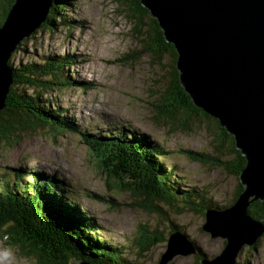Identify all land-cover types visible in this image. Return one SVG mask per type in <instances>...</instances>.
<instances>
[{
	"label": "rangeland",
	"instance_id": "374dc122",
	"mask_svg": "<svg viewBox=\"0 0 264 264\" xmlns=\"http://www.w3.org/2000/svg\"><path fill=\"white\" fill-rule=\"evenodd\" d=\"M67 1L63 0L66 17L64 23L58 19L61 16H58L56 28L43 26L32 32L23 49L14 57L10 54L13 64L20 66L40 63L46 59L48 64L64 65V75H70L71 80L83 82L85 85H62V88L48 90L40 96L46 98V102L52 101L53 107L62 110L81 130L90 128V137L99 134L109 138L112 133L117 135V132H124L126 126L135 131L142 127L150 136L145 138L147 142L151 145L157 143L165 149V158L162 155L158 159L165 161L170 182L177 184L174 189L179 195H175L172 202L178 207L167 205L166 194L158 192L165 199L153 200L151 204L159 205L162 212L145 210L141 204H147L148 199L119 187L115 180H108L81 134L72 131L56 132L48 127L17 130L12 134L11 130L5 132L0 138V182L5 181L3 174L11 180L16 170L22 169L34 173V178L41 181L44 178L38 176V172L55 174L60 180L64 178L71 181V187H67L72 195L69 197L77 201L69 199L68 203L82 212V217L89 212L93 216L91 218H96L98 223L95 222V235L99 234L105 239V249L111 247L112 243L119 247L124 245L125 248H120L129 264H197L199 255L213 259L228 240L220 236L210 237L209 231L202 230L205 214L198 213L196 208L187 207L206 203L233 205L232 200L241 180L233 172L234 162L230 164L235 158L230 157L232 145H222L218 141L221 140L220 130L213 119L201 114L187 117L181 109L175 119L166 117L165 113L173 110L172 102L158 105L163 101L170 84L171 57L153 56L143 49L141 40L145 36L139 35L136 21L127 16L128 12L120 1L69 0L68 4ZM7 3L8 0H0V20ZM70 53L78 60L74 61L71 70L63 63V60L69 58H61ZM17 90L26 95H37V89L19 87ZM34 97L28 98V101ZM40 103L45 106L42 100ZM6 107L5 101L0 109ZM2 122L1 130L4 129ZM181 124H186V129L176 127ZM102 148L105 155L107 152L116 153L119 149L116 142L107 143ZM186 148L229 161V166L227 168L224 165L194 161L179 152ZM129 155L140 156V153L130 151ZM117 162L123 164L122 161ZM171 166H175L172 174ZM176 178L179 179L174 180ZM11 185L17 191L26 183L18 181ZM189 191L192 195L190 203L182 199ZM6 217L12 224H23V233L34 232L28 229L27 224L30 222L21 211L7 210ZM172 222L181 227V230H177L188 238L182 242L184 250L191 245L198 253L175 252L168 259L162 257L168 248ZM140 223L152 230L148 229L150 236L162 234L164 238L154 239L150 248L140 251L136 245L140 240L137 231ZM7 242L0 238V251L9 249L12 253L4 264H36L33 255L28 254L29 250L22 251L13 242ZM254 243L241 244L243 247L236 264H264V235ZM73 260H69V263Z\"/></svg>",
	"mask_w": 264,
	"mask_h": 264
},
{
	"label": "trees",
	"instance_id": "16d2710c",
	"mask_svg": "<svg viewBox=\"0 0 264 264\" xmlns=\"http://www.w3.org/2000/svg\"><path fill=\"white\" fill-rule=\"evenodd\" d=\"M14 1L15 0H8L6 8L3 9L0 25L4 22ZM68 1L66 3H68ZM117 1H120V3L125 6V11L128 12L127 16L136 21V29L139 35L145 36V38L141 40L143 42V49L150 52L153 56L168 55L171 57L170 84L168 91H166V95H164L166 97L163 96V101L158 106L172 102L173 110H169L168 113H165L166 117L170 120L175 119L179 109H181L187 117H191L194 114H201L205 118L213 119L220 130L221 140L218 141L222 142V145H232L230 147V157L233 156V158H235L230 164L234 162L233 172L239 176L242 169L246 166L245 155L237 149L234 136L227 131L225 126H222L221 121L193 103L191 94L186 91L179 79V71L176 67L177 51L175 46L173 43L166 41L164 31L160 27L158 20L152 17L150 10L143 5L141 0ZM63 8V0H53L48 8L49 13L47 18L42 22L40 27L47 26L50 29L56 28V18L61 16V18L58 19H64L62 15ZM144 30H146L145 32L147 35L144 34ZM29 40L30 38L25 36L17 45L11 56L14 57L20 52L24 44ZM12 57H10L8 64L13 69V81L10 85V93L8 91L6 100L7 107L0 111V121H3L1 124L4 127V129H0V138L5 135L7 130H11L12 134L16 133L17 130L25 131L29 128L35 130L48 127V129L61 133L70 131L77 132L85 139L88 149L97 160L99 166L106 173V178L108 180H115L119 187L139 193L148 199L147 204H141L145 210L157 213L162 212L159 205L154 206L151 204L153 200L165 199L162 195L158 194V192L166 194L165 202L168 203L167 205L173 208L178 207L172 202L173 197L179 195L174 189L177 184L170 182V177L166 174L167 170L162 164L158 163V157L164 155L165 149L157 145V143L156 145H151L147 142L145 138L150 137L148 135L135 136L128 131L117 132V135H113L112 133V135L105 140L100 139L97 134L90 137L89 132L81 130L73 121L69 120V117L65 115L62 110L54 109L51 103L46 102V98L43 99L40 96L42 93L45 94L48 90H53L54 88L60 89L62 85L74 84L75 86H79L85 84L81 81H70V75H64L65 72L62 70L64 65H59L58 63L48 64L45 59L44 62L40 63L34 62L15 66ZM64 57L74 59L73 53L66 54L61 58ZM68 61L69 60L66 59L64 63L63 60V63L67 66ZM19 87H28L33 90L37 89V95H35V97L34 95H26V93L17 90ZM32 97L34 98L29 99V102L28 98ZM40 100L45 102V106L41 105ZM28 116L35 117V119H31L32 117L28 119ZM176 127L186 129V124H181ZM100 136L103 137V135ZM112 142H116L119 149L116 153L107 152L106 155L108 156H106L102 146ZM130 151L134 153L139 152L140 156H131L129 155ZM179 152L184 153L194 161L224 165L227 166V168L229 166V161L220 160L218 157H212L205 152L192 150L190 148L183 149V151ZM117 160L122 161L123 164H119ZM170 168L172 174L173 171H175V166H171ZM22 173H26L28 177L35 176L34 173L31 175L25 169L16 170L15 175L16 177H20ZM37 174L44 178L41 190H31L30 186L26 184L16 191L11 185L13 192L9 193L8 184L5 187H3L4 184L0 185V214H3L1 211L3 208H9L17 212L21 211L23 214L26 213V219L34 224L31 226L28 223V229L35 231L37 230L36 228H41L39 230L43 232L44 235L40 238L30 239L29 233L22 232L23 224H20V226L12 224V221L10 223L6 215H3L0 216V230L3 228L9 230L10 235H12L8 237L3 236L4 239L9 243L13 242V244L22 251L26 249L29 250L28 254L33 255L34 259H36V264H70L69 260L75 258H83L98 264H129L120 251L114 252L112 247L105 249L107 244L99 241V238H101L99 234L98 240H95L97 237L95 235L97 232L96 228L93 227L90 219L87 225L85 218L82 217L83 213L78 211L75 206L68 203L69 199L73 200V198L69 197L72 196L71 191L67 190L66 187H61L62 184L58 182L59 177H51L49 175V178H47V174L39 172ZM2 176L7 178L5 174ZM178 179L179 178H176L174 180ZM19 181L22 182L24 179L20 178ZM50 184L53 186H50ZM244 188L245 186L239 182L232 204L237 201V197ZM182 199L188 203L192 202L190 191L185 194ZM212 206L220 208H225V206L229 207L228 205L219 206L218 204L206 203L204 205L187 208H196L197 210L195 211L204 215L206 207ZM247 210L255 218H264V200L258 199L254 201L247 206ZM3 211L5 212L7 209ZM20 218L24 219V217ZM95 221L94 219V222ZM53 224H60L61 227H55ZM148 229L151 230L145 224L140 223L138 225L137 231L139 230L140 240L136 242V245L139 247L140 251L150 248L153 245L154 239L159 240L164 238L162 234H158L155 237L150 236ZM177 229L181 230V227L172 222L169 233ZM74 230L85 232V235L90 237V240L86 241L80 239ZM17 232L20 233L17 234ZM263 235L264 234L261 236ZM50 251H52V253L48 254ZM200 258L203 259L205 257L199 255L197 264H201Z\"/></svg>",
	"mask_w": 264,
	"mask_h": 264
},
{
	"label": "water",
	"instance_id": "95a60500",
	"mask_svg": "<svg viewBox=\"0 0 264 264\" xmlns=\"http://www.w3.org/2000/svg\"><path fill=\"white\" fill-rule=\"evenodd\" d=\"M52 2L15 0L0 26V108L13 81L8 58L24 35L29 37L41 26ZM141 2L158 20L166 41L174 44L179 79L193 103L220 118L248 162L239 175L245 188L237 202L225 208L206 207L202 227L210 237L220 236L228 243L219 256L200 263L236 264L242 245H253L264 234V218L247 210L253 201L264 200V0ZM187 239L173 231L162 257L197 253L191 245L184 250L182 242ZM71 264L98 263L75 258Z\"/></svg>",
	"mask_w": 264,
	"mask_h": 264
},
{
	"label": "bare ground",
	"instance_id": "6f19581e",
	"mask_svg": "<svg viewBox=\"0 0 264 264\" xmlns=\"http://www.w3.org/2000/svg\"><path fill=\"white\" fill-rule=\"evenodd\" d=\"M68 4V3H67ZM144 5V4H143ZM50 6V5H49ZM145 6V5H144ZM146 7V6H145ZM148 8V7H147ZM149 9V8H148ZM64 11H65V7L63 8V10H62V15H63V18L64 19H60V21L62 22V23H64V20L66 19V17H64L65 15V13H64ZM68 19H70V18H68ZM69 25V24H68ZM165 34V33H164ZM25 37V35L23 36V38ZM64 59H65V57H64ZM77 62L75 59H72V58H70L69 59V61H68V64H67V66L70 68V70L71 69H73V65H75V62ZM72 67V68H71ZM51 80V79H50ZM69 80L70 81H72L70 78H69ZM185 87V86H184ZM187 91V90H186ZM188 92V91H187ZM189 93V92H188ZM53 102L51 101V104H52ZM52 107H53V105H52ZM54 109H56L55 107H53ZM208 112L210 113V114H212L213 115V113L208 109ZM219 120H220V118H218ZM221 121V120H220ZM222 123V122H221ZM81 127H84V128H86V126H82V125H80ZM87 127H88V125H87ZM145 127V126H144ZM124 128V127H123ZM87 130H89V133H90V131H92L90 128H86ZM144 129H146V128H144ZM87 130H83V131H87ZM124 130L125 131H128V132H130V133H133V134H135V135H140V134H146V135H149V134H147L146 132H144V130H143V128L141 127V128H138V130H133V129H130L128 126H126L125 128H124ZM93 135H95V134H93ZM97 136L100 138V139H103V140H105L106 138H104V137H102V136H100L99 134H97ZM189 151V150H188ZM190 152V151H189ZM162 158V157H161ZM161 158H159L158 159V163L159 164H162L164 167H166V163H165V161L163 160V159H161ZM165 158V157H164ZM164 163H165V165H164ZM247 164H248V162H247V160H246V166H247ZM245 166V167H246ZM244 167V168H245ZM243 168V169H244ZM242 169V170H243ZM41 172V171H40ZM31 175H32V173H31ZM49 175H52V176H54V177H56V175L55 174H47L46 176H47V178H49ZM63 175V174H62ZM2 178H4L5 179V181H3V182H0V185L1 184H4V185H7L8 184V192L9 193H12L13 192V190H12V187H11V183L12 182H18L19 181V179L20 178H22V179H24V182L26 183V184H28L29 186H30V188H31V190H41V187H43V184H42V181L40 180V179H37V178H34V176H32V177H28L27 175H26V173H22V175L20 176V177H16V175H12L11 176V180H13V181H11L9 178H5V177H2ZM58 182L60 183V184H62V186L61 187H66V189H67V187H71V181H69V180H67V179H64V178H62L61 180L60 179H58ZM43 183H44V180H43ZM52 184H50V186H51ZM53 186V185H52ZM73 200H76V199H74L73 198ZM77 201V200H76ZM103 201H106V200H103ZM237 202V201H236ZM235 202V203H236ZM234 203V204H235ZM21 206V205H20ZM75 208V207H74ZM12 210V209H9V208H3L1 211L3 212V214H1L0 216H3V215H6L7 214V211H3V210ZM75 210V209H74ZM76 211V210H75ZM24 214H26V213H24ZM85 214V216L83 217V218H85V221L87 222L86 224L88 225L89 224V219H90V222L93 224V227H95L96 228V224H95V222L96 223H98V221H95L94 222V219L96 220V218H91V217H93L89 212H87V213H84ZM88 215V216H87ZM206 216V215H205ZM30 225L31 226H33L34 224L32 223V222H30ZM37 230H35L33 233H31V234H29V238L30 239H36L37 237H41V236H43L44 235V233L43 232H41L39 229H41V228H36ZM44 230H46V229H44ZM12 231V230H11ZM74 232L80 237V239H83V240H90L89 238L90 237H88V236H86L85 235V232H82V231H78V230H74ZM20 232H17V234H19ZM92 233V232H91ZM10 235V232H9V230H6V229H2V230H0V238L1 239H3L4 240V237L3 236H6V237H8ZM169 235H172V232H170L169 233ZM262 235V234H261ZM260 235V236H261ZM10 236H12V235H10ZM91 236V235H90ZM93 236V235H92ZM97 237L95 238V240H98V235H96ZM99 241L100 242H104V243H106L105 242V239L104 238H99ZM107 242H108V244L110 245V241L109 240H107ZM7 244H8V242H7ZM107 244V243H106ZM111 247H112V249L114 250V252L115 251H120L121 253H122V250H121V248L120 247H122V248H125V246L124 245H120V247L118 246V244H114V243H112L111 244ZM225 248V247H224ZM224 248H222V250L220 251V253H218L217 255H215V257L216 256H219L221 253H222V251L224 250ZM211 253V252H210ZM196 254V253H195ZM83 259V258H82ZM201 259V258H200ZM203 259H205V260H209V259H207V258H203ZM83 260H85V259H83ZM85 261H88V260H85Z\"/></svg>",
	"mask_w": 264,
	"mask_h": 264
},
{
	"label": "clouds",
	"instance_id": "9594fccd",
	"mask_svg": "<svg viewBox=\"0 0 264 264\" xmlns=\"http://www.w3.org/2000/svg\"><path fill=\"white\" fill-rule=\"evenodd\" d=\"M12 253L9 249H4L3 251H0V264H4L6 260H9Z\"/></svg>",
	"mask_w": 264,
	"mask_h": 264
},
{
	"label": "crops",
	"instance_id": "0c3cea01",
	"mask_svg": "<svg viewBox=\"0 0 264 264\" xmlns=\"http://www.w3.org/2000/svg\"><path fill=\"white\" fill-rule=\"evenodd\" d=\"M66 59L64 60V63H65Z\"/></svg>",
	"mask_w": 264,
	"mask_h": 264
}]
</instances>
